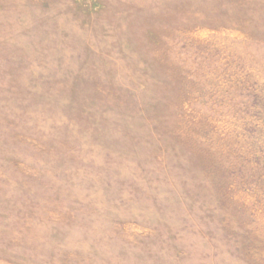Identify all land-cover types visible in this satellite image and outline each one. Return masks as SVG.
Segmentation results:
<instances>
[{
    "label": "rangeland",
    "instance_id": "1",
    "mask_svg": "<svg viewBox=\"0 0 264 264\" xmlns=\"http://www.w3.org/2000/svg\"><path fill=\"white\" fill-rule=\"evenodd\" d=\"M0 264H264V0H0Z\"/></svg>",
    "mask_w": 264,
    "mask_h": 264
}]
</instances>
